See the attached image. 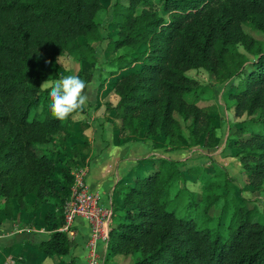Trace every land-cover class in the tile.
Segmentation results:
<instances>
[{
    "label": "trees",
    "instance_id": "16d2710c",
    "mask_svg": "<svg viewBox=\"0 0 264 264\" xmlns=\"http://www.w3.org/2000/svg\"><path fill=\"white\" fill-rule=\"evenodd\" d=\"M101 5L0 0V197L8 214L13 201L20 211H38L56 188V158L38 145L70 117L60 121L47 112L50 100L40 86L60 78L59 55L96 61L92 42L103 37L96 19ZM243 26L264 37V0H114L104 47L115 52L109 73L121 70L112 82L117 100L106 105L119 119L114 138L138 134L166 149L212 145L209 119L193 98L187 100L198 86L185 71L202 68L216 83L231 81L225 95L234 114L244 117L230 135L246 132L231 138L238 147L231 146L233 153L248 179L264 176V39ZM147 159L144 172L123 178L118 187L120 210L112 209L104 260L129 254L131 264H264V215L254 205L229 197L222 213L208 214L221 190L231 189L221 167L192 164L183 174L181 160ZM199 169V190H190L186 171L200 177ZM64 175L59 203L70 181ZM43 216L56 220L38 249L65 254L71 241L57 228L61 213Z\"/></svg>",
    "mask_w": 264,
    "mask_h": 264
},
{
    "label": "crops",
    "instance_id": "0c3cea01",
    "mask_svg": "<svg viewBox=\"0 0 264 264\" xmlns=\"http://www.w3.org/2000/svg\"><path fill=\"white\" fill-rule=\"evenodd\" d=\"M101 57L104 58L103 55ZM73 61L76 63L78 70L80 68L81 79L88 84V87L85 88V94L89 98V105L87 104L83 109L87 111L91 105L96 114L100 110H104L102 108L104 101L114 105L117 95L113 92L112 86H109V82L112 81L110 77L115 79L116 73L121 70L110 74V71L115 70L114 64L110 62L104 64L103 59L98 57H96L94 63L77 59ZM57 67L60 77L64 76L61 67ZM101 69H105L106 72ZM78 70H75L74 74ZM188 70L185 71L187 75ZM100 75L102 76L99 79ZM225 82L227 81L220 83ZM229 82L231 81L228 80L227 86ZM200 87L193 93V100L196 105H198L196 100L200 95ZM226 88H224L222 95L225 97L224 101L229 103L232 119L236 120L234 118L237 115L233 114L232 101L225 95ZM88 112L86 113L88 114ZM226 112L228 114V111ZM96 116V119L93 118V115L85 119V124L78 113H73L68 123L62 127L61 131H65L62 133L61 138L62 150L64 152V149L67 148L69 153L65 156L61 155L63 169L60 172L61 177L57 174L59 183L54 181L56 188L53 190L49 201L43 203L38 211H20L13 201L12 212L8 214L3 210L4 201L0 197V264H86L84 243L88 235V227L80 217L74 218L69 230L66 231L71 246L65 254H45L37 247L40 240L48 238L52 230L51 223L56 220V218L52 220L50 217L44 220L43 215L56 212L55 200L59 199L63 190L62 185L65 179L63 175L69 173L73 166L84 165L86 168L84 181L87 187L97 191L103 202L108 204L111 209L113 208L114 212H117L120 210L118 187L123 183L122 179L128 177L131 168L137 163L143 162V159L148 157H165L181 160L182 163L186 162V159H184L186 148L166 149L159 141L154 142L151 138H145L138 134L126 138L117 137L116 140L113 125L119 123V119L112 115V111L105 113L100 111ZM69 127H71V130ZM212 145L205 146L213 147ZM202 147L198 145L191 148L201 150ZM202 152V155L207 154L204 151ZM70 163H72V167L68 166ZM56 166L52 174L53 179L57 169ZM60 225L61 223L57 225V228ZM96 249L101 257V264H127L125 257L121 254L111 255L104 260L102 258L104 257V249L100 243L96 246Z\"/></svg>",
    "mask_w": 264,
    "mask_h": 264
},
{
    "label": "rangeland",
    "instance_id": "374dc122",
    "mask_svg": "<svg viewBox=\"0 0 264 264\" xmlns=\"http://www.w3.org/2000/svg\"><path fill=\"white\" fill-rule=\"evenodd\" d=\"M113 1L114 0H101L102 5L100 9L96 11V19L98 20L99 30L101 31V34L103 37L99 41H93L92 45H93L96 57H98L99 59H103L104 64L108 63L109 59H111L115 53L112 51L104 50V47L106 44V38H105L106 32L108 33L110 32V28H109L110 10H111V5ZM120 1L125 2V0H120ZM152 3L153 4L150 5L151 7L152 6L154 8L158 7L155 1L154 2L152 1ZM243 28L246 32L251 34L254 38L259 39L261 41L264 39L263 35L260 32L251 30L247 26H243ZM261 46H262V49L264 50V42L262 43ZM238 48L240 50H243L241 45H238ZM66 55L67 54H62L61 56L59 55L62 65L60 63L59 64L57 63V66L61 67V72H63V75L74 74L75 70H78L76 63H74L73 61L75 59L70 55L69 56H66ZM101 55H103L104 58L101 57ZM247 55L249 57L251 56L249 54ZM79 70L75 74L81 78V75L79 74L80 72ZM101 70L106 72L105 69H101ZM188 75L195 80L196 85L198 87L201 86L200 95L198 96V100H196V103L198 104L200 108H202L205 116L209 119V122L212 125V129L215 131L214 136L216 137V139L213 142L215 143L214 144L215 146L212 145L213 147L210 146L211 148L205 145H201L203 146L201 150L200 149L194 150L192 148H189V149L186 148V157H184V159H186V162L181 163L180 169L183 171V174H184L185 168L188 166H191L192 164L198 165L199 163H203L204 166H210L211 163L214 162L215 166L221 167L227 173V176L231 180L230 181L231 189L230 191L221 190V194H220L221 196L219 197L218 202H216L215 205L208 210V214L210 217L212 216L215 218L219 215V213H222L221 211L222 201H224V199L226 200L230 199L229 197H233L236 200L237 198L239 199V197H241L248 206L254 205L256 209L258 210V213L261 216H263L264 215V176H259L253 180L248 179L246 177L245 168L242 167V165L240 164L237 155L233 153V149H232L233 146L236 150L238 149V147L235 145V143L232 140L233 137L235 135H237L236 136L237 138L243 135L246 136L245 134L246 132H243V129H241L237 133L235 132L234 134L229 135L230 132L235 130L234 126L235 127L238 126L240 123L239 121L243 119L244 116L243 115L237 116L236 118H234L236 120L232 119V114H231L229 103H226L224 101L225 97L222 95L224 93V88H226L228 81L225 83H216L213 80L212 75H210L207 71H205L202 68H190L188 70ZM101 76L102 75H100L99 79L101 78ZM110 80H112L109 82V86L111 87L112 86L111 83L114 81L113 77H110ZM192 98H193V94L187 95L188 101L192 100ZM107 104L110 105L108 101H104L103 107H102L104 110H100V111L102 112L104 111V113L110 112V109L106 108ZM87 111H89L88 114L86 113ZM87 111L84 109L83 110L81 109L75 113H78L79 117L83 119L85 122V119L92 117V115H93V118L96 119L97 113L100 112L99 111L95 114L91 105H90V108L87 109ZM226 111H228V114ZM47 112H50L49 107H47ZM89 114H92V115L90 116ZM69 128L71 130V127ZM63 132L65 131H61V130L55 131L49 137L46 143L38 145L39 148H41L48 154L53 155L56 158L57 169H56V173H54V179L57 183H59V178L57 174L60 175V172L63 169L62 164H61V161H62L61 155L65 156L69 153L67 148L66 150L64 149V152L62 150L63 146L61 145L62 144L61 138H62ZM54 139L56 140L55 143H54L55 141ZM202 151H204L207 154L202 155L203 154ZM71 165L72 163H70L68 166H71ZM149 166H150L149 159L144 158L143 162H140L138 165H135L131 168L130 173L128 174V177L132 176L134 172H136L137 174H141L142 172H144V169L148 168ZM79 167L84 168V177H85L86 168L84 167V165H75L69 171V175H70L69 183L71 182L72 174ZM201 173H203V171L199 169V172L196 176H200V177H195L193 174L186 171V177H187L186 179L188 181L185 183V185L187 184L190 190H195V191L199 190V183L203 179V175ZM68 193H69V190L67 186L66 194L60 200V203L58 202V200H55V203L58 204L56 205L57 206L56 211L58 213H61V203L63 200H65L68 197ZM211 224H213V222H211ZM84 248H85V245H84ZM85 255H86V249H85ZM123 256L125 257V262H127V264H131L133 262V258L131 255L127 254ZM99 264H101V262H99Z\"/></svg>",
    "mask_w": 264,
    "mask_h": 264
},
{
    "label": "built area",
    "instance_id": "2783aa9c",
    "mask_svg": "<svg viewBox=\"0 0 264 264\" xmlns=\"http://www.w3.org/2000/svg\"><path fill=\"white\" fill-rule=\"evenodd\" d=\"M68 197L61 203L63 223L58 227L68 231L74 218L80 217L88 227L85 239L86 264H99L101 257L96 246L100 243L105 249L112 209L104 203L99 193L90 190L84 182V168L79 167L68 185Z\"/></svg>",
    "mask_w": 264,
    "mask_h": 264
},
{
    "label": "clouds",
    "instance_id": "9594fccd",
    "mask_svg": "<svg viewBox=\"0 0 264 264\" xmlns=\"http://www.w3.org/2000/svg\"><path fill=\"white\" fill-rule=\"evenodd\" d=\"M57 63L62 65L60 56ZM88 84L76 74H68L58 79L44 81L40 88L48 94L49 111L53 118L64 121L88 103L85 88Z\"/></svg>",
    "mask_w": 264,
    "mask_h": 264
}]
</instances>
